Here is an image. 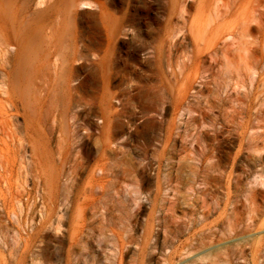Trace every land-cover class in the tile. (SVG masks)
Segmentation results:
<instances>
[{"label": "rangeland", "instance_id": "1", "mask_svg": "<svg viewBox=\"0 0 264 264\" xmlns=\"http://www.w3.org/2000/svg\"><path fill=\"white\" fill-rule=\"evenodd\" d=\"M98 1L104 3V7L107 6L108 12L111 9L110 14L115 16V23L108 29L97 23L102 14V6ZM79 2H84L85 5L80 6ZM75 5L69 28L93 40L86 50L87 59L78 57L74 62L77 68L75 82L72 84L82 83L81 91L87 93L89 104H85L84 110L80 112L78 108H72L67 119L61 114L63 106L57 107V127L59 125L60 132L58 130L59 134L54 135L50 142V135L44 134L37 122L36 128L39 134L41 133V139L43 137L45 143L56 150L57 136L64 137V130L69 124L72 125L76 121L83 127L90 123L93 136L86 138L87 149L93 147L95 151L101 143L99 127L107 122L108 116L110 117L114 124V137L117 138L113 144L115 151L111 156L122 160V170L126 171L124 176L128 179L126 183H130L129 179L134 177L143 191L139 195L141 199H138L137 205L140 224L136 226V231L132 232L138 239L128 245V250L125 249L124 262L168 264L165 258L170 250L176 245L179 246L192 233L185 230L186 226L183 225L171 238L169 243L173 245L167 246L163 243L162 232L143 253V224L150 212V199L158 196V203L162 205L161 213H168L172 205L178 216L187 213L190 218H194L198 212H206L204 216L199 214L203 217L201 221L204 224L210 222L209 225H214L216 221H227L221 225L224 233L226 224L231 219L228 215L232 217V205L227 206V201H224L227 200L226 182L230 168L235 167L236 175L240 173L239 176L243 178L242 183L239 178L240 184L238 182V186L234 185L237 188H231L235 193L234 196L232 193L234 201H244L246 190L252 186L249 178L252 177L250 151L242 150L235 162L233 159L240 147L239 130L235 132V126L227 125L224 132L220 133L219 127L220 122L228 123L227 112H231L232 107L237 105L236 101H233L238 96L237 91L251 93V90L253 93L262 88L264 0H76ZM27 6H30L32 11L41 8L37 5V0H30ZM40 15L41 17L32 15L29 21L19 22L18 26H30L35 31L37 27L44 28L49 17L47 13ZM109 28H112V31ZM68 45L67 47L72 49V45ZM12 51H15V48H12ZM211 54H214L216 61L210 60ZM222 110L225 114H222ZM113 113L117 115L114 120L110 116ZM14 120L18 125L23 123L21 116L14 117ZM57 156L56 154L55 157ZM130 160L137 162L132 166ZM220 164L225 169L224 174L227 172L222 177V181L226 180L223 181L226 185L221 181V185L224 184L222 188L219 187L217 179ZM20 173L16 172V176H13L17 189H7L5 193H0V264H46L40 248L41 240L35 235L40 227L41 217L38 192L40 190L39 186H36L38 179L34 175L32 178L30 174ZM159 174L163 180L161 186L157 183ZM170 178L172 180L168 182L166 179ZM259 186L263 185H257ZM259 190L262 193L259 195L264 200V187ZM19 191L22 192L19 194ZM241 194L244 195L243 198ZM262 205L255 221H263L264 224V202ZM20 206L23 207L19 208ZM27 207L28 210L30 208L29 211ZM239 207L241 212V208L245 210L241 203ZM16 208L20 217L16 214L17 210H14ZM223 208L229 212L223 214ZM247 214H243L246 215L243 216V219L246 218L243 221H249ZM171 223L173 225V222ZM64 224L68 227L71 221H64ZM219 230L222 238L219 235L214 237L215 239L213 236L206 237V242L203 241L206 247L202 243L190 255L187 251H182L184 257L179 256L181 253L176 254L173 264H230L222 263L219 258L218 260L214 251L211 253L218 242L214 240H228L230 236L229 234L226 238ZM49 232L50 258L47 263L64 264V245L58 240L53 228H50ZM206 232L208 233L207 229ZM225 233L228 234L229 231L226 230ZM100 234L102 233L98 226L88 233L90 254L84 264H115V240ZM156 238H159L158 241ZM229 245V248L233 246L231 243ZM219 251L221 254L217 251L215 254L223 255L225 247ZM246 252L248 255L249 249ZM187 253L188 256H185ZM234 257L235 255L231 261L233 264H250L249 261L241 262ZM260 262L264 263V259Z\"/></svg>", "mask_w": 264, "mask_h": 264}, {"label": "bare ground", "instance_id": "2", "mask_svg": "<svg viewBox=\"0 0 264 264\" xmlns=\"http://www.w3.org/2000/svg\"><path fill=\"white\" fill-rule=\"evenodd\" d=\"M29 1L0 0V193H5V190L15 188L16 183L14 184L13 182V176H16V172H22L26 175L30 174L29 176H32V178L34 175L38 179L36 181L38 185L36 186H39L40 191H37L40 195L36 192L40 196L39 207H41V217L39 219L40 227L35 235H38L37 237L41 240L40 248L46 264H48L47 261L50 258L48 243L50 228L56 231L58 240L64 245V264H84L88 261L90 254L88 251L89 240L87 235L95 229V226L99 227L102 233L100 235H106L110 239L113 238L115 240L113 243L115 248V264H125V249H127L129 244L131 245L138 239L135 238V233L132 232H135L136 226L140 224L137 205L138 199H141L139 195L143 191L142 188L138 187V181L134 177L129 179L130 183H126L128 179L125 178L126 171L122 170V160L111 156V153L115 151L113 144H115V140L117 139L115 138L116 136L114 137V124L112 120L110 121V117L108 116L106 118L107 122L99 127L101 143L97 145L95 151H93V147L87 149L86 138L93 136L90 123H86L83 127L76 121L72 125L69 124L67 129L64 130V137L61 136L62 138H60V136H57L58 144L56 150L50 148V145L48 146L45 143L43 137L41 139L39 136L41 133L39 134V130L36 128L37 124L41 125L44 134L51 136H49L50 142L54 135L59 134L57 107L63 106L61 114L63 118L67 119L72 108H78L80 112V110H84L85 104H89L87 93L81 91L83 89L82 83L79 85H73L72 83L75 82V71L77 68L74 62L78 57L83 60L87 59L86 50L89 49L90 41L93 39L91 40L84 34H80L79 31L69 28V23H72L70 17L76 9L73 10V7L76 6V0H37V5H40L41 8L33 11L30 6H27ZM79 3L78 5L80 6L85 5L84 2L83 4ZM99 4L102 6V14L99 13L101 15L97 23L108 29L111 24L115 23V16L113 17V14H110L111 9L109 12L106 10L107 6L105 5L106 7H104V3L99 2ZM42 13H47L49 17V21L46 22L48 24H45L46 27H39L40 29L37 27L35 31L30 26H18L19 22H23L24 20L29 21L30 16L39 15L41 17L40 14ZM111 29L109 28V30ZM69 43L72 45V49L67 47ZM12 48H15V51H12ZM210 60L216 61L214 54H211ZM261 86V89L259 88L253 93L251 90V93H239L237 91L238 96L233 99L237 105L232 107L233 110L231 112H227L228 123L220 122V133L224 132L227 125L235 126L233 127L236 128L235 132L239 130L240 147L233 158L234 162L240 157L239 155L242 150L250 151L249 153L252 154L248 153L251 157L249 158V163H251L252 177L249 178L252 184L251 182L248 183L252 186L249 185L251 186L250 188L248 187L249 189L245 188L248 190H246L245 196L241 194L242 198L243 196L245 198L244 201L239 202L237 199L234 201L233 196L235 193L231 191V188L238 186L239 178H241L240 181L242 183L243 178L239 176L240 173L236 175V169L232 167L227 174L228 197L226 196L227 200L224 198V201H227V206L232 205L230 209L232 217L228 215V218L232 220L230 219L226 224L227 226L225 225L226 229L224 233L222 232L223 228H221V225H224L227 221H223L224 223L222 221H216L217 223L213 221L214 225H209L210 222L208 221L209 223L204 224L201 221L203 218L201 216H204L206 212L202 214L198 212L201 216L195 214L194 218H190L187 213L183 216H178L172 205L168 213H161L162 205L158 203V196H153L154 198L150 199V212L146 221H144L145 224H143V253L152 244V240L162 232L164 235L163 243H166L168 246L169 242H171L170 240H172L171 238L184 225L186 226L185 230H189L192 235L182 241L179 246H174L166 258L164 257L168 264H173L172 261L178 253H181V255L178 254L179 256L184 257L182 251H187L190 255L202 243L204 245L203 241H205L206 237L210 238L213 236L214 238L218 236L219 229L221 233L226 235V238L229 234L230 236L228 240H221L222 237L219 235L221 238L218 239L220 240H214L218 241L217 243L215 242V250L212 248V251H208H211L212 254L214 251V255L222 263L228 262L233 264L231 261L234 255L241 262L249 261L250 264L262 263L260 260L264 259V224H262L263 221L262 223L255 221L257 214L261 212V208L263 207L262 202H264L259 195H262L259 190L260 187H264V82ZM16 116L23 118L22 125H18L15 122L14 117ZM110 116L114 120L117 115L113 113ZM74 117H76V114ZM230 129L228 130L230 131ZM56 154L58 155L57 157H55ZM136 162V160H130L132 166ZM221 164L219 170H217L220 177L218 178V174L217 179H219V187L222 188L224 184L221 185V183L226 181H222V177L227 172L224 174L225 169H223ZM215 167L217 168V166ZM197 174L199 175V173ZM160 178L161 175L157 182L158 186H161L163 181ZM205 178L207 179L208 177ZM166 180L171 182L172 179ZM254 183L255 185H253ZM235 184L236 186H234ZM257 185L263 186L257 187ZM121 187L122 189H120ZM21 192L19 191V194ZM16 195L18 196V194ZM239 203L245 207L247 212L243 208H241V212ZM21 207L23 206L19 208ZM17 209L14 210L16 211ZM37 210L39 209L37 208ZM226 212L229 211L227 210L223 214ZM40 213L37 214L40 215ZM246 213H248L247 217L249 221H243L246 219H243V214ZM16 214L20 217L19 212ZM220 216L222 217V215ZM184 218H187L188 221ZM64 221H71L70 226H65ZM171 222H173V225H171ZM226 230L229 231L228 234L225 233ZM158 239L156 238V241ZM230 243L233 246L229 248ZM171 244L173 245V243ZM224 247L226 251L223 252V255L218 256V254H221L219 250ZM157 249L159 250L158 247ZM247 249H249V256L246 254ZM216 251L219 253L215 254ZM209 255L210 257L212 256L211 254ZM185 256H188V253Z\"/></svg>", "mask_w": 264, "mask_h": 264}]
</instances>
